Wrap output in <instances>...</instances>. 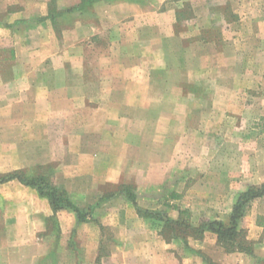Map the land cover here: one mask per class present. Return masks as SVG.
Segmentation results:
<instances>
[{"label": "crops", "instance_id": "1", "mask_svg": "<svg viewBox=\"0 0 264 264\" xmlns=\"http://www.w3.org/2000/svg\"><path fill=\"white\" fill-rule=\"evenodd\" d=\"M83 1L0 0V264H264V195L251 252L139 212L198 225L264 184V0L224 28L210 0ZM40 167L93 218L2 180Z\"/></svg>", "mask_w": 264, "mask_h": 264}, {"label": "trees", "instance_id": "2", "mask_svg": "<svg viewBox=\"0 0 264 264\" xmlns=\"http://www.w3.org/2000/svg\"><path fill=\"white\" fill-rule=\"evenodd\" d=\"M93 0H84L81 8L87 7ZM18 179L22 183L38 190L39 194L46 196L53 209L71 210L75 212L80 221H89L93 218L94 207L83 209L79 207L68 192L57 186L48 175L27 174L25 170H15L10 172L2 180ZM127 195L131 200L136 199V195L130 186L125 187ZM264 195V184L250 185L245 191L237 195L233 211L225 218L204 219L198 225L191 221L189 211H182L179 218H171L165 211H149L139 209V212L145 217H153L163 222L161 232L167 239L181 236H193L202 238L205 231H212L217 234L218 242L227 251H252V243L246 238V229L242 227L245 205L251 200ZM184 226L181 233L178 229ZM169 236H168V235Z\"/></svg>", "mask_w": 264, "mask_h": 264}, {"label": "rangeland", "instance_id": "3", "mask_svg": "<svg viewBox=\"0 0 264 264\" xmlns=\"http://www.w3.org/2000/svg\"><path fill=\"white\" fill-rule=\"evenodd\" d=\"M210 3H211V7L213 8L214 12L217 14V16L219 15V19L217 20L219 27L224 28L227 25V23L230 21H234L235 26L241 25V22H239V18H237V16L239 15L238 13L242 11L246 12L247 6H245V3H242V2L234 3L231 0H210ZM188 10L189 8H186L187 13H188ZM222 36L227 39V37L229 36V33L227 32L225 34H222ZM251 89H254V88H251ZM25 172L29 175L30 174L38 175V174H41V167L34 169V170H30V171L27 170ZM43 172L44 171H42V173ZM145 221H147L149 227L152 230H156L159 232V234H162L161 229H162L163 222H161V220L153 218V217H145ZM191 221L193 220L191 219ZM184 229H185L184 226H180L178 230L182 233ZM161 236H164V235H161ZM177 242L178 241H175V243ZM185 247L186 245L180 242L179 250H176V251L185 252L186 251Z\"/></svg>", "mask_w": 264, "mask_h": 264}]
</instances>
